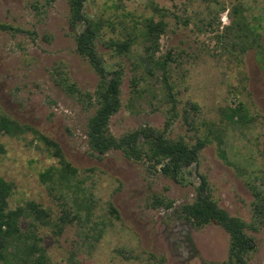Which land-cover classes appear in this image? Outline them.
Returning a JSON list of instances; mask_svg holds the SVG:
<instances>
[{"label": "rangeland", "instance_id": "1", "mask_svg": "<svg viewBox=\"0 0 264 264\" xmlns=\"http://www.w3.org/2000/svg\"><path fill=\"white\" fill-rule=\"evenodd\" d=\"M235 3L244 6L248 19L259 21L264 43V0L85 1V12L102 24L96 47L109 61L107 69L113 63L123 67L121 106L108 123L115 137L145 125L161 130L169 116L170 103L159 79H140L138 94L131 93L132 78L143 77L135 64V47L121 55L108 45L123 39L133 20L146 16L167 22L156 55L170 52L172 57L169 82L178 115L167 129L170 137L194 143L206 133L200 122L218 121L223 108L237 100L244 103L250 121L227 124L223 132L227 162L212 140L177 182L154 171L147 161L128 159L119 151L100 157L91 153L85 125L95 109L98 77L75 52L68 0H0V22L24 29L0 32V113L54 139L79 169L72 187L49 183L41 173L57 165V157L46 145L29 131L0 134V175L13 183L10 206L33 200L54 220L65 209L80 218L66 223L58 235L51 225L41 227L50 264L67 263L68 258L77 264H227L228 234L216 224L193 227L184 220L181 207L192 200L198 173L206 177L218 204L247 223L252 220V187L264 191V72L253 49L238 54L228 45L225 49L218 37L222 26L230 23ZM81 27L82 23L77 29ZM70 84L76 88L72 94L66 89ZM184 108L191 126L183 117ZM160 196L171 199L172 206L157 204L154 199ZM86 203L92 209L87 218ZM27 221L21 220L23 229ZM246 232L255 241L248 264H264V223Z\"/></svg>", "mask_w": 264, "mask_h": 264}, {"label": "trees", "instance_id": "2", "mask_svg": "<svg viewBox=\"0 0 264 264\" xmlns=\"http://www.w3.org/2000/svg\"><path fill=\"white\" fill-rule=\"evenodd\" d=\"M86 0H68V24L74 33L75 52L83 58L90 69L97 75L98 81L94 89L95 109L86 122V140L92 154L100 157L111 150L119 151L128 159L147 161L154 171L175 179H183L184 170L197 162L200 150L210 141L215 140L219 157L227 162L224 147L223 132L228 125L247 124L251 118L242 101L237 100L234 105H228L221 110L220 120L200 124L206 126V133L197 137L194 143H189L183 137H170L167 133L173 119L178 115L177 100L173 86L169 82V67L172 60L170 52L164 56H157L159 38L166 31L167 22L164 19L154 20L146 16L142 20H133L131 31L121 40H110L108 45L116 54H127L134 51L139 58L135 63L143 71V77H133L130 90L132 94L139 92V80L147 76L159 79L163 97L170 103L169 116L163 129H155L148 125L139 126L119 137H115L108 128L110 117L120 106V85L123 77V67L113 63L111 70L107 69L108 59L104 58L96 47V41L101 37L102 24L91 18L85 12ZM153 9L160 11L156 5ZM241 3L233 4L230 11L231 21L222 26L219 38H223V47L242 54L253 49L257 62L264 72V43L259 21L248 19ZM82 23L81 29L77 26ZM220 21L217 19V30ZM24 31L22 27L6 22H0V32ZM218 35V34H217ZM137 46V47H136ZM138 46L140 48H138ZM147 83V81H145ZM73 84L67 85L69 93L76 91ZM144 90V88L142 89ZM153 90V87H152ZM89 96V95H88ZM90 97V96H89ZM134 97V96H133ZM91 102V101H90ZM134 102V101H132ZM189 107L198 109L196 103H189ZM183 117L188 124H192L187 108ZM191 122V123H190ZM33 133L57 157V165L48 166L41 177L52 184L64 183L74 186V180L79 169L73 166L63 155L58 143L39 132L28 124L19 123L5 113H0V134L10 136L21 135L25 132ZM139 138H142L140 141ZM199 182L194 185V195L191 201L182 204L181 213L184 220L195 228L207 224L220 226L229 237L227 264H248L250 253L255 249L254 238L246 232V228L257 230L264 223V191L252 187L253 200L252 220L245 222L241 217L230 214L218 204L210 193L206 177L198 173ZM188 181H185L187 183ZM72 185V186H71ZM13 190V183L0 175V264H50L40 234L42 226H52L54 235H58L66 223L80 218L71 211L63 210L52 219L51 212L39 202L28 200L14 207L10 206L9 198ZM155 202L169 208L172 200L167 197H156ZM85 207L87 218L92 209L88 203ZM110 211L117 217L116 209L109 204ZM28 219L25 229L21 227V220ZM123 253L122 250L118 251ZM124 254V253H123ZM125 256V255H124ZM64 264H77L72 258Z\"/></svg>", "mask_w": 264, "mask_h": 264}]
</instances>
